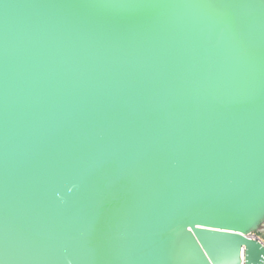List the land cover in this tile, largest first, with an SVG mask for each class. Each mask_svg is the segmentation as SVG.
<instances>
[{
    "label": "water",
    "instance_id": "water-1",
    "mask_svg": "<svg viewBox=\"0 0 264 264\" xmlns=\"http://www.w3.org/2000/svg\"><path fill=\"white\" fill-rule=\"evenodd\" d=\"M264 0H0V264H263Z\"/></svg>",
    "mask_w": 264,
    "mask_h": 264
},
{
    "label": "rangeland",
    "instance_id": "rangeland-1",
    "mask_svg": "<svg viewBox=\"0 0 264 264\" xmlns=\"http://www.w3.org/2000/svg\"><path fill=\"white\" fill-rule=\"evenodd\" d=\"M261 241L264 242V225L260 228L259 231L254 233Z\"/></svg>",
    "mask_w": 264,
    "mask_h": 264
},
{
    "label": "built area",
    "instance_id": "built-area-1",
    "mask_svg": "<svg viewBox=\"0 0 264 264\" xmlns=\"http://www.w3.org/2000/svg\"><path fill=\"white\" fill-rule=\"evenodd\" d=\"M263 242V241H262ZM263 244H264V242H263ZM264 264V263H263Z\"/></svg>",
    "mask_w": 264,
    "mask_h": 264
}]
</instances>
